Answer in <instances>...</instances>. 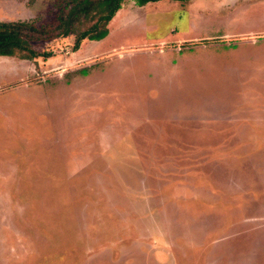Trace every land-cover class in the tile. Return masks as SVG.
Wrapping results in <instances>:
<instances>
[{
    "label": "rangeland",
    "instance_id": "obj_1",
    "mask_svg": "<svg viewBox=\"0 0 264 264\" xmlns=\"http://www.w3.org/2000/svg\"><path fill=\"white\" fill-rule=\"evenodd\" d=\"M74 40L0 57V264H264V0H125Z\"/></svg>",
    "mask_w": 264,
    "mask_h": 264
},
{
    "label": "trees",
    "instance_id": "obj_2",
    "mask_svg": "<svg viewBox=\"0 0 264 264\" xmlns=\"http://www.w3.org/2000/svg\"><path fill=\"white\" fill-rule=\"evenodd\" d=\"M124 0H59L55 27L38 28L32 22L0 21V57L18 56L31 61L37 57L49 58L52 53H38L30 42H47L75 36L72 51L84 40L100 41L108 34V23L121 8ZM138 6L162 0H132ZM186 3L190 0H171ZM89 24L88 28H82Z\"/></svg>",
    "mask_w": 264,
    "mask_h": 264
},
{
    "label": "crops",
    "instance_id": "obj_3",
    "mask_svg": "<svg viewBox=\"0 0 264 264\" xmlns=\"http://www.w3.org/2000/svg\"><path fill=\"white\" fill-rule=\"evenodd\" d=\"M124 1H125V0H124ZM124 1H123V3H124ZM118 11H119V10H118ZM118 11H117V13H118ZM117 13H116V14H117ZM116 14H115V15H116ZM115 15H114V17H115ZM110 21H111V20H110ZM108 24H109V23H108ZM107 28H108V26H107ZM250 34H251V33H250ZM250 40H251V42H252L254 39H250ZM84 41H86V40H84ZM84 41H83V42H84ZM88 41H89V40H88ZM83 42H82V43H83ZM82 43H81V44H82ZM72 52H73V51H72ZM73 53H74V52H73ZM73 55H74V54H73ZM74 56H75V55H74Z\"/></svg>",
    "mask_w": 264,
    "mask_h": 264
}]
</instances>
